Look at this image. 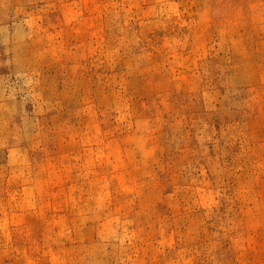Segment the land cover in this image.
Wrapping results in <instances>:
<instances>
[{
    "label": "rangeland",
    "instance_id": "obj_1",
    "mask_svg": "<svg viewBox=\"0 0 264 264\" xmlns=\"http://www.w3.org/2000/svg\"><path fill=\"white\" fill-rule=\"evenodd\" d=\"M0 264H264V0H0Z\"/></svg>",
    "mask_w": 264,
    "mask_h": 264
}]
</instances>
